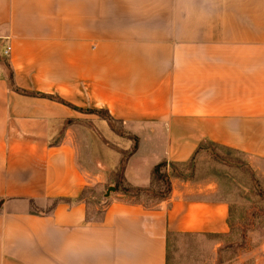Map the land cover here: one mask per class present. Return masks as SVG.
<instances>
[{
	"label": "crops",
	"instance_id": "0c3cea01",
	"mask_svg": "<svg viewBox=\"0 0 264 264\" xmlns=\"http://www.w3.org/2000/svg\"><path fill=\"white\" fill-rule=\"evenodd\" d=\"M205 143L264 160V0H0V264H167L169 231L227 232L215 183L177 169ZM123 163L137 188L172 165L169 196L93 217Z\"/></svg>",
	"mask_w": 264,
	"mask_h": 264
},
{
	"label": "rangeland",
	"instance_id": "374dc122",
	"mask_svg": "<svg viewBox=\"0 0 264 264\" xmlns=\"http://www.w3.org/2000/svg\"><path fill=\"white\" fill-rule=\"evenodd\" d=\"M110 121L113 135L110 140L104 138L103 141L115 148L128 149L133 143L128 139V131L121 122ZM94 131L97 136L102 134L97 128ZM203 149L191 163L177 169L180 172L188 170V175L196 180L215 183L217 191L207 197L228 203L229 230L225 233L170 231L168 264H264V160L257 158L251 162L239 150L214 143H205ZM128 153L123 152L124 160ZM171 167L162 163L160 178L155 176L147 188H137L125 181L123 163L115 173H110L104 186H92L85 191L91 203L90 214L100 217L105 202L118 192L143 195L148 205L168 197ZM110 186H115L116 191L105 197Z\"/></svg>",
	"mask_w": 264,
	"mask_h": 264
},
{
	"label": "trees",
	"instance_id": "16d2710c",
	"mask_svg": "<svg viewBox=\"0 0 264 264\" xmlns=\"http://www.w3.org/2000/svg\"><path fill=\"white\" fill-rule=\"evenodd\" d=\"M11 84L13 85V87H14L15 90H17V91H19V92H21V93L30 94V95H40V94H38V93L30 92V91H27V90H24V89L18 87V86L14 83L13 80H11ZM92 111H95V112L98 111V112H99V110H93V109H92ZM161 166H162V164L156 166V168H155V174H156V176L159 177V178H160L159 172H160V167H161ZM170 233H171V232L169 231V232H168V237H167V243H169V234H170ZM167 264H168V245H167Z\"/></svg>",
	"mask_w": 264,
	"mask_h": 264
},
{
	"label": "water",
	"instance_id": "95a60500",
	"mask_svg": "<svg viewBox=\"0 0 264 264\" xmlns=\"http://www.w3.org/2000/svg\"><path fill=\"white\" fill-rule=\"evenodd\" d=\"M116 191V187L115 186H110L105 194V197L109 196L111 194V192Z\"/></svg>",
	"mask_w": 264,
	"mask_h": 264
},
{
	"label": "built area",
	"instance_id": "2783aa9c",
	"mask_svg": "<svg viewBox=\"0 0 264 264\" xmlns=\"http://www.w3.org/2000/svg\"><path fill=\"white\" fill-rule=\"evenodd\" d=\"M10 49H11L10 46H8V47L6 48V54L9 53Z\"/></svg>",
	"mask_w": 264,
	"mask_h": 264
}]
</instances>
